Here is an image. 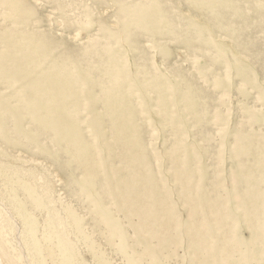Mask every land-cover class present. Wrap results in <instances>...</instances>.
Here are the masks:
<instances>
[{
	"label": "rangeland",
	"instance_id": "1",
	"mask_svg": "<svg viewBox=\"0 0 264 264\" xmlns=\"http://www.w3.org/2000/svg\"><path fill=\"white\" fill-rule=\"evenodd\" d=\"M205 1L0 0L1 264H264V0Z\"/></svg>",
	"mask_w": 264,
	"mask_h": 264
},
{
	"label": "bare ground",
	"instance_id": "2",
	"mask_svg": "<svg viewBox=\"0 0 264 264\" xmlns=\"http://www.w3.org/2000/svg\"><path fill=\"white\" fill-rule=\"evenodd\" d=\"M24 1V0H23ZM204 1V0H203ZM207 1H209V3L211 4V2H210V0H206L205 2H207ZM217 1V0H216ZM216 1H212V3L214 2H216ZM5 2V3H4ZM201 2H202V0H201ZM204 2V3H205ZM2 3H3V5L4 4H6V5H4V6H6L7 7V5H9V6H11V8H13V9H15L16 7H17V5L18 4H20V6H21V0H2ZM203 3V5H205V6H209L208 4H204ZM24 5H25V3H23ZM202 4V3H201ZM217 5V4H216ZM215 5V6H216ZM24 7V6H23ZM18 8H20V7H18ZM25 8V7H24ZM13 9L12 10H10V12H9V14L8 15H10V13L13 11ZM19 12V11H18ZM12 15V14H11ZM18 15V14H17ZM17 18V17H16ZM140 18L141 19H147L148 18V14L146 13V12H144L143 10H140ZM33 35V34H32ZM24 38V37H23ZM25 39V38H24ZM33 39V38H32ZM19 51H21V50H19ZM59 71V70H58ZM88 75V74H87ZM53 77H54V75H53ZM68 91V90H67ZM40 127H42V128H47V129H49V130H53V129H55V126H53V125H45V126H43V125H39ZM62 126V125H61ZM119 126V125H118ZM120 129V128H119ZM65 132V131H64ZM120 139V138H119ZM13 148V147H12ZM87 167V166H86ZM86 167L84 168V169H86ZM89 167H91V166H89ZM92 168V167H91ZM87 170H88V167H87ZM91 170V169H90ZM92 170H94V169H92ZM117 187V186H116ZM110 188V187H109ZM104 189V188H103ZM105 191H107V189L105 190ZM53 230V229H52ZM0 247H2V239L0 240ZM5 257V256H4ZM1 258V257H0ZM6 260L8 261V259L6 258ZM1 261V260H0ZM7 263H10V262H7ZM0 264H1V262H0Z\"/></svg>",
	"mask_w": 264,
	"mask_h": 264
}]
</instances>
